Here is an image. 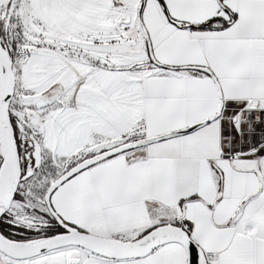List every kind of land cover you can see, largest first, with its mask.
Listing matches in <instances>:
<instances>
[{
    "label": "snow or ice",
    "instance_id": "snow-or-ice-1",
    "mask_svg": "<svg viewBox=\"0 0 264 264\" xmlns=\"http://www.w3.org/2000/svg\"><path fill=\"white\" fill-rule=\"evenodd\" d=\"M0 264H264V0H0Z\"/></svg>",
    "mask_w": 264,
    "mask_h": 264
}]
</instances>
